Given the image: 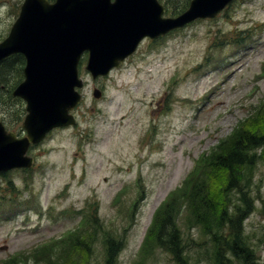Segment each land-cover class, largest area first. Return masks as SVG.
Listing matches in <instances>:
<instances>
[{"label": "rangeland", "instance_id": "rangeland-1", "mask_svg": "<svg viewBox=\"0 0 264 264\" xmlns=\"http://www.w3.org/2000/svg\"><path fill=\"white\" fill-rule=\"evenodd\" d=\"M23 1L0 0V40ZM191 1L168 16L183 14ZM230 2L215 17L187 22L154 42L143 39L106 77L93 80L83 56L76 124L52 130L30 149L32 171L0 178V262L36 264L29 260L33 248L67 237L89 212L87 218H98L90 237L82 233L92 243L89 258L80 250L81 235L65 246L67 264H105L103 234L123 242L116 264H135L168 194L264 98V0ZM9 80L0 76V120L23 131L25 100L12 95L19 83ZM261 124L262 116L249 128ZM255 172L245 228L264 264V165ZM188 217L183 207L179 225L193 264H212L210 239L188 226ZM145 263L179 264L157 246Z\"/></svg>", "mask_w": 264, "mask_h": 264}, {"label": "water", "instance_id": "water-1", "mask_svg": "<svg viewBox=\"0 0 264 264\" xmlns=\"http://www.w3.org/2000/svg\"><path fill=\"white\" fill-rule=\"evenodd\" d=\"M232 0H192L178 17H163L159 0H24L8 35L0 41V62L21 53L24 79L12 95L25 100L23 136L0 120V172L29 168L31 145L54 128L76 123L72 110L84 85L79 63L94 79L132 55L145 37L156 38L199 18L218 15ZM102 93V92H101ZM96 89L94 96L101 95Z\"/></svg>", "mask_w": 264, "mask_h": 264}, {"label": "trees", "instance_id": "trees-1", "mask_svg": "<svg viewBox=\"0 0 264 264\" xmlns=\"http://www.w3.org/2000/svg\"><path fill=\"white\" fill-rule=\"evenodd\" d=\"M160 1L165 5L166 13L171 15L188 6V0ZM24 66L23 55L10 56L0 62V76L12 79L8 85H12L13 80L18 84L24 78ZM2 88L0 85V90ZM6 90L10 93L12 88ZM261 116L262 124L253 129L249 128ZM5 124L9 130L22 134V128L18 124L11 121ZM260 164L264 165V98L247 117L239 121L229 136L221 139L210 152L204 153L184 181L168 194L156 211L142 244L140 253H143L135 264H146L145 259L153 246L162 248L179 264H193V256L187 251L179 225V215L183 207L189 214L188 226L198 227L210 239L212 264H260L256 261L251 236L245 228V221L254 209L253 177ZM17 171L29 172L32 168L3 171L0 178ZM216 180L220 183L212 185ZM7 182V187L13 190L15 186L12 180L8 179ZM87 215L85 220L82 219V226L71 230L67 237L33 248L31 255L34 258L29 260L36 264L43 261L46 264H67L65 246L74 237L87 232L86 230H89L87 237H90L93 233L91 230L97 226L98 218L93 215L89 219ZM88 233L82 235L84 238L78 244L86 261L92 249V243L85 237ZM103 236L105 264H116L123 242L109 234ZM13 260L7 259L0 264H14ZM20 262L17 259V264H23Z\"/></svg>", "mask_w": 264, "mask_h": 264}, {"label": "flooded vegetation", "instance_id": "flooded-vegetation-1", "mask_svg": "<svg viewBox=\"0 0 264 264\" xmlns=\"http://www.w3.org/2000/svg\"><path fill=\"white\" fill-rule=\"evenodd\" d=\"M145 41H149V39H148V38H146V39H145Z\"/></svg>", "mask_w": 264, "mask_h": 264}]
</instances>
